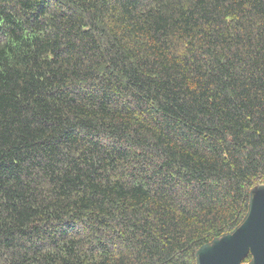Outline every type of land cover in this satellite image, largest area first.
<instances>
[{
	"label": "trees",
	"instance_id": "1",
	"mask_svg": "<svg viewBox=\"0 0 264 264\" xmlns=\"http://www.w3.org/2000/svg\"><path fill=\"white\" fill-rule=\"evenodd\" d=\"M261 183L264 0H0V264H195Z\"/></svg>",
	"mask_w": 264,
	"mask_h": 264
},
{
	"label": "water",
	"instance_id": "2",
	"mask_svg": "<svg viewBox=\"0 0 264 264\" xmlns=\"http://www.w3.org/2000/svg\"><path fill=\"white\" fill-rule=\"evenodd\" d=\"M195 264H264V183L250 188L247 210L237 225L196 249Z\"/></svg>",
	"mask_w": 264,
	"mask_h": 264
}]
</instances>
